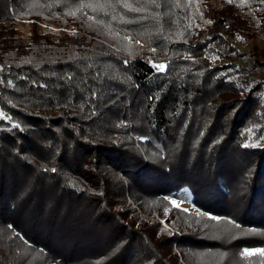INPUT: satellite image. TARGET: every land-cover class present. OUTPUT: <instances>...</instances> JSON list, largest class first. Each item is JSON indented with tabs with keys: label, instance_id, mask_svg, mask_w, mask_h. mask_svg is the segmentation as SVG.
I'll return each instance as SVG.
<instances>
[{
	"label": "trees",
	"instance_id": "trees-1",
	"mask_svg": "<svg viewBox=\"0 0 264 264\" xmlns=\"http://www.w3.org/2000/svg\"><path fill=\"white\" fill-rule=\"evenodd\" d=\"M127 3L0 0L32 39L0 31V264H264V78L208 57L264 0Z\"/></svg>",
	"mask_w": 264,
	"mask_h": 264
},
{
	"label": "rangeland",
	"instance_id": "rangeland-1",
	"mask_svg": "<svg viewBox=\"0 0 264 264\" xmlns=\"http://www.w3.org/2000/svg\"><path fill=\"white\" fill-rule=\"evenodd\" d=\"M239 15L243 16L244 13L242 11L237 12ZM41 31L43 33H48L52 35H58L61 31V28H59L57 25L51 23V22H43L40 24ZM5 31L4 35H9L12 37V40L17 44H32V39L29 36V32H31V21L28 19H18L15 18L13 20H6L4 22H0V31ZM12 30V31H11ZM69 33H72L73 30H69ZM254 33V34H253ZM251 34L243 33L241 36H227V39L229 42L236 48L238 51L247 54L248 56L245 57H237L234 54L230 55V58L226 59H220L216 55L209 54L208 57L213 60L215 64L219 65H225L227 63H234L240 67H245L249 70L250 73H247L249 75V78H264V60L259 56L260 52H264V34H262L260 31H255ZM2 36V35H0ZM239 37V38H238ZM255 52L254 55H251ZM256 53L257 56H256ZM250 55V56H249ZM134 59L130 58V62H133ZM239 80H246L245 77H243L242 73H238L236 75ZM0 114H4L2 110L0 109ZM1 118V117H0ZM262 145H264V137L261 142ZM168 200L171 202L172 200H176L177 203L180 205L177 209H187V213L195 214L199 216L198 213H203L205 216H210L208 214H205L201 210H199L194 205V197L193 193L189 189H182L178 192H175L171 195H169ZM172 204V203H171ZM134 207V206H133ZM174 207V206H173ZM172 210L169 209L165 211V214L161 217V222L165 227H169L168 223L171 221V214ZM258 254V253H256ZM28 262L34 260V256L26 253L24 254ZM27 264V262H26Z\"/></svg>",
	"mask_w": 264,
	"mask_h": 264
},
{
	"label": "snow or ice",
	"instance_id": "snow-or-ice-1",
	"mask_svg": "<svg viewBox=\"0 0 264 264\" xmlns=\"http://www.w3.org/2000/svg\"><path fill=\"white\" fill-rule=\"evenodd\" d=\"M152 2L154 3L155 0H152ZM123 6L130 8V10H138V9H131V6L127 3V0H124ZM152 66L154 68H156L158 71H164L165 68H166V65L165 64H152ZM3 116H4V114H0V117H3ZM8 119H10V118H8ZM14 127H19V125H14ZM244 147H249V145L245 144ZM171 203H172V205L175 208H179L180 207V205L177 203L176 200H172ZM183 211L187 212L188 210L187 209H183ZM198 214L199 215H203V213H198ZM209 219H211V220H220L221 218L220 217H217V216H209ZM225 223L232 224L236 228H239L240 227L239 224H236L232 220H225ZM256 253H259V255L264 256V248H256V249L244 248L242 250V252L240 253V255L241 256H251V255H254Z\"/></svg>",
	"mask_w": 264,
	"mask_h": 264
}]
</instances>
